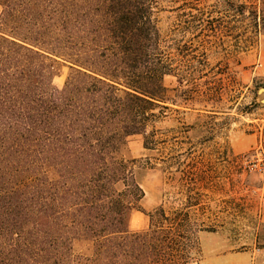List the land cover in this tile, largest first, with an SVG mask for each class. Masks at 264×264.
Listing matches in <instances>:
<instances>
[{"label":"trees","instance_id":"obj_1","mask_svg":"<svg viewBox=\"0 0 264 264\" xmlns=\"http://www.w3.org/2000/svg\"><path fill=\"white\" fill-rule=\"evenodd\" d=\"M158 4L0 0V264H184L197 233L213 228H194L205 204L189 193L184 208L160 204L146 229L129 228L145 192L138 161L121 150L138 134L157 149L148 125L173 74ZM232 10L229 25L250 13L259 26L246 3ZM57 65L69 68L61 88Z\"/></svg>","mask_w":264,"mask_h":264},{"label":"rangeland","instance_id":"obj_2","mask_svg":"<svg viewBox=\"0 0 264 264\" xmlns=\"http://www.w3.org/2000/svg\"><path fill=\"white\" fill-rule=\"evenodd\" d=\"M158 3L163 59H174L173 74L164 76L168 98L161 115L148 125V132L154 130L149 145L157 149L144 148L138 134L121 150L124 158L138 161L145 192L129 228L146 229L147 213L160 204L184 208L189 193L205 204L193 214L194 228H213L197 233L186 263L264 264V104L258 92L264 87V0ZM240 3L257 13V28L250 13L229 25L234 18L228 15ZM193 17L205 20L184 34ZM210 21L221 28L213 29ZM56 72L53 85L61 88L69 68L57 65ZM86 248L76 245L77 252Z\"/></svg>","mask_w":264,"mask_h":264},{"label":"water","instance_id":"obj_3","mask_svg":"<svg viewBox=\"0 0 264 264\" xmlns=\"http://www.w3.org/2000/svg\"><path fill=\"white\" fill-rule=\"evenodd\" d=\"M258 92L263 94V97L260 99V103L264 104V87H261Z\"/></svg>","mask_w":264,"mask_h":264},{"label":"crops","instance_id":"obj_4","mask_svg":"<svg viewBox=\"0 0 264 264\" xmlns=\"http://www.w3.org/2000/svg\"><path fill=\"white\" fill-rule=\"evenodd\" d=\"M201 232H203V231H201ZM185 264H189V263H185Z\"/></svg>","mask_w":264,"mask_h":264}]
</instances>
